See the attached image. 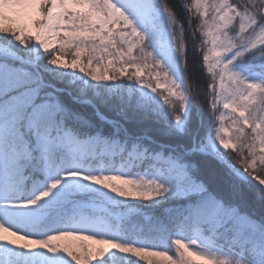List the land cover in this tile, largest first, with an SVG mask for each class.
Returning <instances> with one entry per match:
<instances>
[{
  "label": "trees",
  "instance_id": "obj_1",
  "mask_svg": "<svg viewBox=\"0 0 264 264\" xmlns=\"http://www.w3.org/2000/svg\"><path fill=\"white\" fill-rule=\"evenodd\" d=\"M222 3L229 5L233 20L225 29L229 35L238 33L245 15H250L254 23L244 35L254 32L256 21L259 23L255 30L264 23V0H152L153 22L161 29V38L170 43L189 92L188 114L181 126L174 118L182 117L181 102L157 87L168 77L166 65L149 42L141 39L142 33L132 34L129 27L112 25L94 38L69 40L67 35H60L54 52L68 60L78 59L84 71V78L79 80L70 81L63 74L45 71L43 67L51 55L38 59L34 67L0 58V65L16 75L21 70L30 73L40 88L34 103L46 105L51 113L46 125L34 127L26 113L18 115L0 105V131L5 139L0 145V155L4 156L0 184L13 182L1 188L0 196L11 207L24 206L45 213L39 224L26 227L33 240L65 253L49 238L68 233L63 227L80 208L81 213H99L107 218L110 226L117 229L119 244L133 247L138 241L143 252L168 253L165 264H182L181 251L174 240L181 235L194 236L197 230L242 251V264H264V191L234 172L254 178L249 173L254 169L255 177H264V86L257 89L248 106V124L239 120L231 130L234 148L222 153L225 162L202 151L197 144L210 150L207 137L219 112L212 107L213 87H209L215 83L216 75L207 72L204 58L208 53L206 34ZM68 12L71 20L89 28L85 17ZM21 38L23 43L14 32L0 27V48L7 46L25 61H34L32 35L21 33ZM238 61L248 70L239 75L245 86L257 73L264 77V44L244 53ZM260 83L264 85V80ZM56 128L80 138L95 134L117 138L123 150L83 157L81 160L90 165L87 179L78 180L67 170L52 177L55 166L68 165L78 158L67 146L44 137ZM133 143L149 156L134 157L130 153ZM152 155L174 156L185 165L173 166ZM145 175L151 176L150 184ZM91 177H118L130 183L125 187L109 181L112 187H106ZM53 183L55 188L51 187ZM127 190L147 195H121ZM45 191L48 196H41ZM206 201L222 206L228 214L227 225L218 226L201 210ZM87 203L115 216L82 206ZM70 257L92 264L93 257L83 247L72 249ZM5 260L9 264H29L14 254L6 255L0 247V264ZM93 264L112 261L105 253L96 256ZM116 264L154 261L140 255L138 263L131 258L127 262L117 260Z\"/></svg>",
  "mask_w": 264,
  "mask_h": 264
},
{
  "label": "rangeland",
  "instance_id": "obj_2",
  "mask_svg": "<svg viewBox=\"0 0 264 264\" xmlns=\"http://www.w3.org/2000/svg\"><path fill=\"white\" fill-rule=\"evenodd\" d=\"M34 2V0H0V27H5L6 9L14 5H27ZM54 5H71L68 11H71L78 17H85L88 20L87 27L79 25L73 28L68 20L62 21L63 27L56 29L55 33L49 32L43 24H39L34 28L33 37V65L35 62L46 56L51 55L49 61L44 65V70L52 75L63 74L68 77L70 81L84 78V71L78 59L68 60L67 58L58 55L54 52L55 47L60 44V35H67L69 40H75L80 37L94 38L101 35L104 31H109L112 25H120L121 28L129 27L132 34L142 33L151 45L152 50L158 55L161 61L168 69V77L157 83V87L164 90L165 93L174 99L181 102L178 93L184 96V106L182 109V117L175 120L178 126H181L189 109V92L187 86L182 78L176 55L170 43L161 38V29L153 22V5L152 0H51ZM104 3V8H103ZM227 5V7H225ZM219 8H224V12H220ZM145 9V10H144ZM128 15L133 24L122 22L117 15ZM264 14V6L262 8ZM227 14L231 18V11L229 5L222 3L215 11L211 26L206 34V46L210 57L205 60L204 65L207 72H209V65L216 64L211 74L218 75L219 68L223 65H228L229 70L238 76L241 73H246L247 68L242 65L238 58L251 50L264 44V38H257V33L264 27L261 23L252 34H243L248 31L254 20L250 15H245L238 27V33L229 35L225 30L229 25H223L220 17ZM75 30V31H74ZM253 40L257 45L251 50H247V42ZM5 53L11 56H18L7 46L0 48V54ZM19 57V56H18ZM10 71L7 67L0 65V90H2L4 82L10 78ZM264 77L257 73L247 84V91L243 94L237 92L235 89H227L221 87L222 81L216 78L213 84V101L212 107L219 109L215 116L213 125L207 137V143L211 152L222 156V153L234 148V143L231 139V130L236 127L240 120L242 124H248L247 109L254 101L257 89L253 91L251 84L260 83ZM2 113H0V118ZM2 123L0 121V127ZM45 138L56 141L58 145L67 146V149L72 152V155H77L68 165L55 166L52 177L57 173L67 170L74 174L78 180H83L88 174L90 165L83 160L85 156H92L97 154L114 153L115 150L121 151L123 144L119 143L117 138H107L99 134L89 137L80 138L69 130H55L48 131ZM5 143L0 131V145ZM201 150H204L202 143H197ZM98 147H100L98 149ZM132 151V152H131ZM130 152L134 157H145L144 150L138 149L134 144L130 146ZM155 159H160L173 166H184L174 156L152 155ZM4 156L0 155V168L3 166ZM242 174V172L240 173ZM147 183L150 184L152 178L150 175H145ZM13 182H3L0 184L1 188H5ZM3 186V187H2ZM10 189H13L11 187ZM85 208H90L94 211H107L103 207L93 203L82 205ZM77 216L63 227L68 233L73 235H80L88 233L90 238H101L109 243L119 244V235L117 229L110 226L109 220L102 214L88 215L81 213L80 208L75 210ZM45 217V213L33 208L24 206L11 207L0 196V235L3 234L4 226L14 229L16 232L23 234L25 237L32 239L27 232L26 227L37 225ZM119 221V220H118ZM120 223V222H118ZM194 236H183L174 240L176 246L183 244L188 250L195 252L203 258L198 263L202 264H242L244 254L242 251H236L233 248L226 246L223 242H217L212 236L207 235L200 230L195 231ZM0 247L4 249L6 255L14 254L16 259H21L29 264H85L74 260L67 254L61 252L51 245L34 246L30 249L22 247L11 246L6 242H0ZM95 247V246H93ZM120 248H129L130 251L122 252ZM179 248V247H178ZM180 250V248H179ZM181 251V250H180ZM137 252H143L140 249V242L135 241L133 247L126 244H119L116 249H109L106 254L116 264L117 260H125L126 262L135 258L138 263ZM3 264H9L5 260Z\"/></svg>",
  "mask_w": 264,
  "mask_h": 264
},
{
  "label": "snow or ice",
  "instance_id": "obj_3",
  "mask_svg": "<svg viewBox=\"0 0 264 264\" xmlns=\"http://www.w3.org/2000/svg\"><path fill=\"white\" fill-rule=\"evenodd\" d=\"M71 5H54L51 0H34V2L27 5H14L9 9H6V15L8 20L6 21L5 30L10 33H15L16 38L23 43L21 38V33L34 34V28L39 24H43L44 27L52 33H55L56 29L63 27L62 21L68 20L70 13L68 8ZM227 7V5H225ZM145 10V9H144ZM220 12H224V8H219ZM122 22L128 24H133L132 20L128 15H121L117 13ZM223 25L233 23V20L227 16V14L220 17ZM69 23L75 27H79L77 21L72 19ZM259 21H256L253 25L252 31H255V26ZM257 38H264V27L261 31L257 33ZM143 39V37H141ZM257 45L253 40L247 42V50H251ZM209 56H205V60H209ZM157 63H159L157 61ZM216 68V64L209 65V72H212ZM9 75L12 77L4 82L2 90H0V97H5L0 100V105L7 106L13 112L18 115L27 114L29 121L34 127H41L46 125L51 120V113L48 111L47 106L44 104H35L37 95L40 92V88L37 87L30 78V73L20 71L19 75L11 72ZM218 81H222L221 87L226 86L227 89H235L237 92L243 94L247 91L244 81L235 73L229 70L228 65H223L219 68L218 75L216 76ZM261 83L251 84L250 87L253 91L260 89ZM209 87H213L209 85ZM180 96L181 104L180 108L183 109L184 106V96L178 93ZM175 119H179L178 116H174ZM247 167V166H245ZM249 173L258 180L261 186H264V177H255V170L249 169ZM74 175V174H73ZM87 179V177H86ZM98 184H104L106 187H112L109 181H114L116 184L124 185L125 187L130 183L129 181L120 180L118 177H91ZM52 188L56 187V183L51 185ZM118 189L113 188V191ZM167 189H164L166 191ZM48 192H42L41 196H48ZM121 195H147L142 193H137L132 190H127L121 192ZM35 203V201H31ZM202 211L208 215V217L214 221L218 226H224L228 223V214L218 203H212L211 201L202 202ZM3 234L0 235V242H6L11 246L22 247L25 249H30L37 245H44L45 242L33 240L25 237L23 234L16 232L12 228H8L7 225L4 226ZM50 241L57 242V247L63 249L65 253L72 256V249H77L83 247L90 253L93 259L96 256H103L109 249H116L119 247L117 243H109L101 238H90L88 233H82L80 235H73L71 233H61L49 238ZM95 246V247H93ZM181 252L182 264H197L203 260L201 256L193 251L188 250L183 244H179ZM122 252L130 251L129 248H120ZM137 255L148 256L153 261L154 264H165L168 260L169 254H161V251L154 250L149 252H137ZM79 259V257H76ZM92 259V264H93Z\"/></svg>",
  "mask_w": 264,
  "mask_h": 264
},
{
  "label": "water",
  "instance_id": "obj_4",
  "mask_svg": "<svg viewBox=\"0 0 264 264\" xmlns=\"http://www.w3.org/2000/svg\"><path fill=\"white\" fill-rule=\"evenodd\" d=\"M0 57H4V58H7V57H8V58H9V56L4 55V54H1ZM205 152H207V153L213 155L214 157H216V158H218V159L224 161V159H223L222 157L218 156L217 154H215V153H213V152H211V151H205ZM248 179H249V178H248ZM251 181L254 183L255 186H257V184H256V182H255L256 180H251ZM257 187H258V186H257Z\"/></svg>",
  "mask_w": 264,
  "mask_h": 264
},
{
  "label": "bare ground",
  "instance_id": "obj_5",
  "mask_svg": "<svg viewBox=\"0 0 264 264\" xmlns=\"http://www.w3.org/2000/svg\"><path fill=\"white\" fill-rule=\"evenodd\" d=\"M259 186V188H264V186H260V185H258Z\"/></svg>",
  "mask_w": 264,
  "mask_h": 264
}]
</instances>
